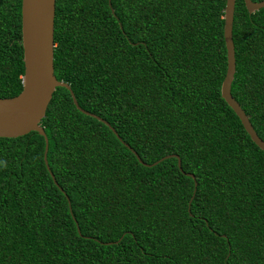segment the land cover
Here are the masks:
<instances>
[{
  "label": "trees",
  "instance_id": "1",
  "mask_svg": "<svg viewBox=\"0 0 264 264\" xmlns=\"http://www.w3.org/2000/svg\"><path fill=\"white\" fill-rule=\"evenodd\" d=\"M224 4L54 0L53 75L108 127L55 88L46 166L35 132L0 138V264H264V153L220 98ZM20 39L0 0V99ZM231 40L230 95L264 142V9L235 0Z\"/></svg>",
  "mask_w": 264,
  "mask_h": 264
},
{
  "label": "water",
  "instance_id": "2",
  "mask_svg": "<svg viewBox=\"0 0 264 264\" xmlns=\"http://www.w3.org/2000/svg\"><path fill=\"white\" fill-rule=\"evenodd\" d=\"M234 2L235 0H225L223 9L222 39L226 53V67L220 84V98L236 116L249 140L264 153V142L257 137L247 117L230 95V84L234 74V52L231 40ZM242 2L248 14L264 9V2L254 3L250 0H242ZM53 18L54 0H20V44L23 64L21 91L12 98L0 99V138H18L29 132H35L44 140L43 162L45 166L47 140L39 123L44 117L55 88L67 90L72 104L80 113L108 127L98 117L82 111L77 106L68 85L55 79L52 64ZM165 158H175L179 169L180 162L174 155H168L151 165L144 166L151 167ZM137 161L141 163L138 158ZM46 170L48 171L47 167ZM185 176L194 180L191 174H185ZM50 177L52 179L51 175Z\"/></svg>",
  "mask_w": 264,
  "mask_h": 264
}]
</instances>
